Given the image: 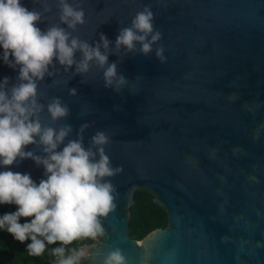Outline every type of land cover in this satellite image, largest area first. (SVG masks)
Wrapping results in <instances>:
<instances>
[{
    "label": "water",
    "instance_id": "1",
    "mask_svg": "<svg viewBox=\"0 0 264 264\" xmlns=\"http://www.w3.org/2000/svg\"><path fill=\"white\" fill-rule=\"evenodd\" d=\"M21 3L42 13L36 25L42 31L59 23L56 0H47L49 12L43 0ZM82 6L86 22L72 35L94 44L105 34L112 42L109 63L129 83L117 93L104 87L95 66L87 76H73L74 68L65 72L58 63L51 69L56 74L39 82L41 103L56 96L68 104L70 115L61 123L72 126L69 138L84 123L90 125L85 147L96 131L107 132L106 154L113 167H123L108 178L119 198L102 218L106 234L84 248L90 256L81 264H102L115 248L127 264H264V0H84ZM145 6L161 41L148 56L123 48L116 54L119 29ZM159 45L163 64L155 56ZM17 76L18 68L0 59V81L8 77L10 89ZM81 110L88 114L79 116ZM43 122L51 123L46 111ZM25 151L43 155L35 145ZM0 171L28 173L37 184L46 178L32 159ZM139 189L154 195L167 225L137 240L129 215Z\"/></svg>",
    "mask_w": 264,
    "mask_h": 264
},
{
    "label": "clouds",
    "instance_id": "2",
    "mask_svg": "<svg viewBox=\"0 0 264 264\" xmlns=\"http://www.w3.org/2000/svg\"><path fill=\"white\" fill-rule=\"evenodd\" d=\"M83 2L56 0L59 23L42 31L36 26L42 22L40 11L28 10L21 0H0V47L3 48L0 59L10 68H18V83L10 89L8 77L0 81V166L32 159L37 166H43L46 177L37 184L28 173L0 171V204L17 206L15 212L0 217V229L20 243L30 240L26 251L32 257L42 256L47 246L59 242L60 246L51 249V255L57 258L54 264H81L83 258H89L84 248L72 249L71 254L65 255L66 246L106 234L102 218L106 219L116 210L119 198L116 186L108 178L123 172L122 166H112L106 154L105 148L111 143L107 132L96 131L85 147L84 132L90 125L82 124L75 138L70 139L72 126L61 123L70 115L68 104L56 96L47 104L40 102L45 94L38 91L39 82L56 74L51 69L57 63L65 72L74 68L73 76H87L95 66L102 72L104 87L117 93L129 83L118 74L117 64L109 63L112 42L105 34L101 33L94 44L72 35L78 25L86 22ZM33 3H41V0H33ZM42 6L44 12L51 11L47 0H43ZM154 18L149 6L137 11L130 25L119 29L115 53L119 54L123 48L126 53L151 54L153 45H158L163 35L154 27ZM164 51L163 45L155 48V56L161 64L167 59ZM60 83L52 81L53 86ZM68 91L70 96L76 95L75 89ZM235 98L234 94L229 97L230 100ZM45 111L50 124L43 122ZM86 114V110L78 113L79 116ZM259 136L260 128H257L253 139L258 140ZM28 145H35L43 155L25 151ZM61 145L62 150H58ZM22 217L31 219L21 224ZM147 258L145 252L144 259ZM102 264H127V258L121 249L115 248L105 254Z\"/></svg>",
    "mask_w": 264,
    "mask_h": 264
},
{
    "label": "trees",
    "instance_id": "3",
    "mask_svg": "<svg viewBox=\"0 0 264 264\" xmlns=\"http://www.w3.org/2000/svg\"><path fill=\"white\" fill-rule=\"evenodd\" d=\"M17 206L14 204H0V217L5 213L15 212ZM31 218H20V223L30 221ZM167 212L154 202V195L147 190L139 189L135 191L133 202L130 207L129 233L134 239L140 240L150 231L166 227ZM98 236L95 240L91 238L74 241L66 246L65 255H69L71 248L77 245L93 244L100 240ZM31 243L26 240L24 243L16 241L6 230L0 229V264H54L56 257L51 255V249L58 247L55 245L46 247L44 254L40 257L29 256L26 248Z\"/></svg>",
    "mask_w": 264,
    "mask_h": 264
},
{
    "label": "built area",
    "instance_id": "4",
    "mask_svg": "<svg viewBox=\"0 0 264 264\" xmlns=\"http://www.w3.org/2000/svg\"><path fill=\"white\" fill-rule=\"evenodd\" d=\"M96 243V242H95ZM95 243H93V244H95ZM90 245H92V244H90ZM87 246H89V245H87V244H83V245H77V246H74V247H72L71 248V250L72 249H77V250H79V249H81V248H86ZM70 254H71V251H70Z\"/></svg>",
    "mask_w": 264,
    "mask_h": 264
}]
</instances>
